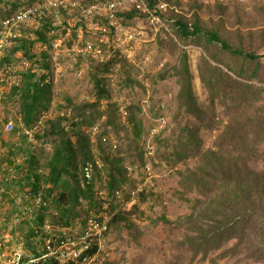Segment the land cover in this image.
<instances>
[{"label": "rangeland", "instance_id": "1", "mask_svg": "<svg viewBox=\"0 0 264 264\" xmlns=\"http://www.w3.org/2000/svg\"><path fill=\"white\" fill-rule=\"evenodd\" d=\"M217 3L220 2L202 4L200 0H189L183 12L192 13V20L197 16L204 31H219L231 40L237 36L248 37L250 32L264 38V16L259 14L261 8L264 13V0H248L242 9H224ZM7 7L0 0V23L8 14ZM105 25L103 20L97 26ZM116 26L118 29L105 37L102 34L97 37L74 35L70 27L71 34L59 35L51 43L39 41L34 33L23 31V40L35 42L32 53L37 54L38 59H31L29 53L20 51L9 60L13 63V74L4 71V82L0 83L2 148L12 152L15 163L23 164L26 158L34 157L37 170L46 173L55 145V137L49 134L52 122L63 115L69 119L77 115L76 121L87 117V121L92 122L94 118V127L88 126L86 121L80 126V130L90 136L93 157L100 162L89 191L109 190L110 176L103 158L118 164L114 169L119 170V180L123 179L120 172H126L129 189L140 188V196L136 195L131 207L111 197L107 200L110 213L116 214L101 253L107 264H263L244 256L219 258L221 252L203 259L180 245L191 233L192 225L187 219L191 206L201 198L194 190L189 172L197 170L203 151L219 149L216 142L227 124L222 98L218 97L214 106L210 105L211 93L200 78V64L205 56L203 47L195 44L194 37L177 41L162 38L143 16L126 15L119 18ZM126 34L132 35L135 42L129 43ZM87 43L101 51L87 52ZM132 45L134 49L129 52ZM260 52L264 55V48ZM111 60L112 67L103 68V64ZM185 60L193 77L197 104L204 110L212 108L218 116L216 122L211 119L202 123L186 115L179 98L181 78L178 75ZM35 61H40L43 67ZM261 62L264 63V56ZM33 68L46 76L45 82L51 85V102L41 109L35 124L27 130L21 119L22 93L14 89L20 88L22 75L30 74ZM98 82L102 89L97 87ZM255 85L261 87L259 83ZM86 105L89 108L85 109ZM256 107L264 109V91ZM78 108L86 112L80 114ZM126 109L128 116L136 118L135 124L129 121ZM8 121L15 124L11 134L4 130ZM221 122L223 125L218 129ZM69 124L70 121L65 122L66 126ZM186 126L198 130L195 144H190L187 133L181 137ZM188 141L189 146H186ZM115 145L118 149H114ZM257 146L260 153H264V142ZM3 154L0 151V180L12 167L4 166L10 163V158ZM255 161L251 163L252 168L261 171L262 163ZM147 166L152 176L147 174ZM26 188V182L7 188L0 181V247L9 242L13 249L26 250L32 256L40 251L38 243L31 237L33 241L28 245L26 236L31 234L25 227L12 225L9 215L15 207L11 195H23ZM75 222L77 225L71 228L80 229L81 222Z\"/></svg>", "mask_w": 264, "mask_h": 264}, {"label": "trees", "instance_id": "2", "mask_svg": "<svg viewBox=\"0 0 264 264\" xmlns=\"http://www.w3.org/2000/svg\"><path fill=\"white\" fill-rule=\"evenodd\" d=\"M219 7L226 9L223 5ZM259 14L264 16L263 8ZM52 23L53 21L47 20L39 30L29 29L28 32L34 33L39 41L51 43L59 37V35L51 34ZM178 25L180 30L177 40L179 38L190 40L194 37L195 44L203 47L205 56L200 64V78L211 93L210 105L214 106L217 98H222L221 102L226 107L224 115L227 119V124L224 125V130L216 142L219 149L203 151L202 155L200 154L199 167L196 171L189 172L194 190L201 198L194 201L191 206V214L187 218L192 225L191 233L180 245L188 247L195 257L201 255L203 259H207L215 252H221L219 258L244 256L256 263L264 264V153H260L257 146L264 142V109L260 107L256 109L258 102L262 101L264 91L262 88L264 87V63L261 62L264 55L260 52L264 48V38L250 32L248 37L237 36L231 40L219 31H204L197 16L195 20L180 18ZM60 31H62L61 28ZM65 32L64 30L63 33ZM73 33L76 35V31ZM19 43L20 45L11 51L24 50L25 54H30L28 56L31 59L35 57L38 59V55L32 53L34 41L22 38L19 39ZM111 62L112 60L103 64V68H111L113 65ZM35 63L42 66L40 61ZM182 65V68L178 70L181 78L179 98L186 115L202 123L211 119L216 122L218 116L212 108L204 110L198 106L192 89L193 77L186 60ZM34 71L31 69L30 74H23L22 85L14 89L22 93L21 119L27 130L35 124L41 109L47 108L51 102V85L45 82L46 76H41L37 69ZM256 83H259L261 87H257ZM97 87L102 89L100 82ZM90 106L93 107V104ZM84 108H89V105ZM85 109L78 108L77 112L83 114L86 112ZM251 109H254V112ZM126 112L128 116L127 109ZM99 116L102 115L99 113ZM129 116V121L135 124L136 118ZM76 117L77 115L69 119L63 115L52 122L49 134L50 137H55V145L53 155L48 162V172L41 173L37 170L34 157H31L27 167H24L14 162V156L10 150L3 154L10 158V163L4 166L14 167L16 176L15 179L4 183V186L9 188L15 183L26 182L30 188L28 198H23L20 205H16L14 201V210L9 212L12 221L14 219L20 221L17 228L25 227L29 231L28 234H31L26 236L28 245H30L29 241H33L31 237L39 236L36 233L37 229L39 233L46 234L43 227L47 220L52 226L51 229L60 228L61 230H55L54 234L51 230V234L44 236L46 238L53 239L61 236L63 240H66L65 236L70 233H63L62 230L76 226L75 221L81 222V228L73 229L82 234L88 219L97 215L103 207L104 200L99 195L101 191L98 193L89 191L90 186L94 184L99 160L93 157L90 136L80 130L84 121L88 126H93L94 118L90 122L87 121V117L76 121ZM66 121H70L67 126ZM110 122L113 123L112 120ZM222 125L221 122L218 129H221ZM207 127L210 126L207 125ZM186 133L190 144H195L194 137L198 130L186 126L181 137L183 138ZM185 145L189 146V141ZM114 148L118 149V146L115 145ZM255 160L262 163L261 171L252 168L251 163L256 162ZM103 161L106 164L105 170L110 176L108 182L110 191L107 189L109 194L114 195L116 190L129 187L130 180L126 172H120L123 179L119 180V170L114 169L118 164L104 158ZM90 162L93 165V178L89 180L91 184L85 186L82 182L88 183L85 180L87 177L85 170ZM53 194H57V197L54 198ZM142 198H145L143 193ZM39 199L43 202L38 203ZM131 199L130 194H125V202ZM115 200L119 202L117 198ZM33 206H37V210ZM27 207L30 211L26 209ZM112 214L114 218L115 212ZM112 214L110 211L106 212L108 216ZM32 250L36 251L34 247ZM97 252L98 244L96 243L80 258L66 264H87L84 258L94 257ZM41 255L43 253L39 251L32 256ZM106 261L101 254L98 261L93 264H107ZM42 264L60 263L49 258Z\"/></svg>", "mask_w": 264, "mask_h": 264}, {"label": "built area", "instance_id": "3", "mask_svg": "<svg viewBox=\"0 0 264 264\" xmlns=\"http://www.w3.org/2000/svg\"><path fill=\"white\" fill-rule=\"evenodd\" d=\"M7 4L6 16L0 24V63L11 57V50L16 48L17 39L21 38L22 30L32 29L34 31L42 28V25L47 21H53L50 29L53 35L71 34L74 31L78 36H98L102 34L104 37L110 35L112 30L116 31V26L119 18L129 15H138L146 18L147 22L154 28L157 34L164 39L177 41V34L180 30L178 21L180 18L191 19L192 13H184L183 6L189 0H2ZM204 4L220 2L228 6H243L246 0H200ZM14 5L17 8L14 9ZM105 21L106 25L99 28L97 25L101 21ZM94 21L97 24H94ZM190 24V28H191ZM60 28L62 31H60ZM72 28V29H73ZM66 31L63 33V31ZM127 41L135 42L133 36L126 34ZM103 41V39H101ZM134 45L129 48L132 52ZM87 52H100L101 49L93 48L92 43H87L85 46ZM4 68H11V64H4ZM24 65L28 66L27 62ZM1 68V65H0ZM14 82V81H13ZM16 83V80H15ZM14 124L8 123L6 130L13 131ZM149 175L151 174L148 169ZM91 167L86 168V175L90 178ZM140 189V188H139ZM138 189V190H139ZM137 192L131 194L135 197ZM123 191L118 190L115 196L118 199H123ZM40 196V195H39ZM43 200L39 199L38 203ZM134 202L129 203V206ZM40 205V204H39ZM47 205V204H46ZM30 211V208L27 207ZM49 221L45 222L43 230L49 233L51 230ZM108 232V222L104 219L103 213L93 215L88 219V224L82 234L75 233L74 237L63 240L57 248L53 247L52 240L46 239L45 255L41 258L54 257L62 264L68 263L70 260L80 258L84 253L94 247L98 243V252L94 257L84 258V262L92 264L100 252L105 247L106 234ZM39 239H42V234L36 232ZM6 257V264H19L23 258V252L15 253L12 258L7 253L3 254ZM41 259L29 261L33 264L38 263Z\"/></svg>", "mask_w": 264, "mask_h": 264}, {"label": "clouds", "instance_id": "4", "mask_svg": "<svg viewBox=\"0 0 264 264\" xmlns=\"http://www.w3.org/2000/svg\"><path fill=\"white\" fill-rule=\"evenodd\" d=\"M247 2H248V0H246V3L243 5V6H228V5H224V4H222V3H217V4H219V5H223V6H225V7H240L239 9H242V8H244L245 6H247ZM203 4V3H202ZM14 7V9L15 8H17V5H14L13 6ZM9 15V11H8V14L6 15V16H8ZM5 16V17H6ZM4 17V18H5ZM3 18V19H4ZM2 19V20H3ZM1 20V21H2ZM1 24V23H0ZM26 31H28L29 29H25ZM24 30V31H25ZM22 32V31H21ZM23 38V32H22V36H21V38H19V39H22ZM19 39H17V43H18V45H17V47L20 45V43H19ZM16 47V48H17ZM20 51H23V50H19L18 52H13V51H11V57L13 56V54H17V53H19ZM10 57V58H11ZM10 58H7L4 62H2V63H0V65H1V68H0V83H3L4 82V77H5V75H4V71H6V73H10L11 72V74H13V72H12V67H13V63L12 62H9V60H10ZM11 64V68L9 69V68H4L5 67V65L4 64ZM4 68V69H3ZM24 74H26V73H24ZM14 80H17V78L15 79V77H14ZM17 85H19V84H17ZM0 95H1V93H0ZM1 96H0V101H1ZM10 122H12L13 124H14V122L13 121H8L6 124H5V126H4V130H5V132L6 133H8V134H11L12 132H14V130H15V124H14V129H13V131H7L6 130V127H7V125H8V123H10ZM28 133V132H27ZM21 147V144H20V146H18V148L17 149H21L20 148ZM1 148H2V146H1V143H0V151H2V153H5V150L2 148V150H1ZM115 149V148H114ZM15 149H13V151H14ZM7 151V150H6ZM31 158V157H30ZM30 158H26V160H25V162L23 163V164H19V163H16V164H18V165H23L24 167H27V163H28V161H29V159ZM97 164L98 165H100V162L99 161H97ZM91 167V173H90V178L87 176L86 177V181L88 182V183H85V182H82V184H84L85 186L87 185H90L91 184V182L89 181V180H92V178H93V172H92V170H93V165H92V162H90L89 163V165L87 166V167ZM5 169V168H4ZM148 169L150 170V172H151V169L150 168H147V171H148ZM5 172V171H4ZM41 173H42V171H40ZM85 172H86V170H85ZM147 174L149 175V172H147ZM149 176H152V172H151V174L149 175ZM16 178V176H15V171H14V167H10V169L9 170H7V173H5L4 175H3V177L1 178V182L3 183V185H4V183H7V182H9V181H11L12 179H15ZM150 180V179H149ZM139 189V187L138 188H132V189H129L128 187H126V188H124V189H120L121 191H123V199H118L116 196H115V193H114V195H110L109 194V191L107 190V191H101L100 193H99V195L102 197V200H104V204H103V207H102V209L101 210H99L98 211V214L100 213V212H102L103 213V217H104V219L108 222V232H107V234H106V239H107V236H109V231H110V226L109 225H111V222H112V220H113V216H114V214H112L111 216H108V215H106V212H108L109 211V203L107 202V200L111 197V199H114L115 200V198H117V200L119 201V202H121V203H124L125 205H127L128 207H131V206H129V203H131V202H134L135 203V199H136V195L140 192V189ZM25 191L27 192V193H25L24 192V194L23 195H19V194H15V195H11V199H12V201L14 202L15 201V204L16 205H20L21 204V202H22V200H23V198H25V197H27L29 194V192H30V188L28 187V189H25ZM116 191H118V190H116ZM133 191H135V192H137L136 193V195H135V197H133L132 196V192ZM125 194H130L131 196H132V199H131V201H129V202H125ZM54 198L55 197H57V194H53L52 195ZM28 198V197H27ZM134 205V204H133ZM33 208L35 209V210H37V206H33ZM106 210V211H105ZM6 211H8V210H6ZM104 211H105V213H104ZM55 214H57V213H55ZM48 218H50V217H48ZM48 221V220H47ZM20 223V221H16V219H14L13 221H12V225H15V226H17L18 224ZM52 227V226H51ZM56 229H58V230H61L60 228H56ZM52 231H53V229H51ZM50 230V232L49 233H46V234H51V231ZM37 232L39 233V230L37 229ZM62 232L63 233H66V232H69L70 234L68 235V236H65L66 237V239L67 238H72V237H74V234L76 233L75 232V230L73 229V228H63V230H62ZM41 234H42V239H39V237H33V239L35 240V242L36 243H38L37 245L39 246V248H40V252L41 253H43V255H41V256H39V257H37V256H30L29 255V253H27L26 252V250L24 251V250H22V249H13V245H10L9 244V242H8V244L6 245V246H4V245H2L1 247H0V264H6V262H7V259H6V257H4L3 256V254L4 253H7L8 254V256L10 255V257L12 258V256L15 254V253H17V252H23V258L20 260V262H19V264H27V263H30L29 261H32V260H34V259H41L44 255H45V242H46V239H51L52 240V245H53V247H55V248H57L58 246H59V244L63 241V237H58V238H46V237H44L45 235H44V233H42V232H40ZM79 234V233H78ZM58 240H62L60 243H58L57 241ZM96 244V243H95ZM98 244V243H97ZM95 246V245H94ZM101 253H102V251L100 252V254H99V256L101 255ZM99 256H98V258H99ZM54 259L55 261H57L54 257H51V256H49V257H46V258H44V259H41V260H39V262L38 263H33V264H42L45 260H47V259ZM98 258L94 261V262H97L98 261ZM71 261V260H70ZM69 261V262H70ZM58 262V261H57ZM94 262H92V264L94 263ZM58 263H60V262H58ZM60 264H62V263H60Z\"/></svg>", "mask_w": 264, "mask_h": 264}]
</instances>
